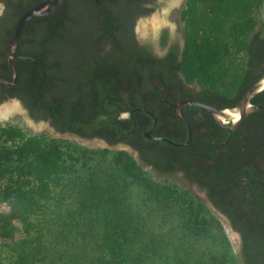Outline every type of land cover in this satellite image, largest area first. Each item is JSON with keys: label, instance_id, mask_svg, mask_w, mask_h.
Instances as JSON below:
<instances>
[{"label": "trees", "instance_id": "16d2710c", "mask_svg": "<svg viewBox=\"0 0 264 264\" xmlns=\"http://www.w3.org/2000/svg\"><path fill=\"white\" fill-rule=\"evenodd\" d=\"M41 1L0 0V77L6 80H12L5 61L10 35L18 18ZM98 1L102 8L96 0H63L51 13L27 20L13 60L17 80L13 85L0 82V102L16 98L32 119L47 121L58 133L129 146L159 174H180L239 234L241 264H264V109L230 131L215 124L204 109L184 105L188 140L187 127L171 106L181 99L234 106L264 74V23L256 18L263 0H185L180 11L183 44L168 42L163 30L161 55L138 42L134 30L137 19L154 10L156 0ZM232 51L243 52L245 61L243 70L234 74L231 94L191 86L213 77ZM252 103H264V92ZM149 130L156 139L144 136ZM0 131V203L8 208L0 211V234L8 239L0 245V264L40 261L41 248L16 237L15 221L22 223L25 235L31 234L37 213H47L41 210L43 204L68 197L74 179H63L73 173H79L73 178L86 189L80 195L81 186L73 195L79 192L77 201L90 202L87 206L93 208L88 233H80L94 244L89 264H143L158 250L139 227L129 236L130 219L121 211L130 208L134 182L155 193L159 206L187 201L142 175L126 150L110 157V166L119 171L102 164L104 160L82 161L78 172L77 157L43 136L27 135L12 125ZM144 205L153 207L147 200ZM201 213L198 204L192 220L195 235L203 227ZM70 247L74 256L86 253L76 243ZM136 247L137 258L132 256ZM1 252L9 253L6 262ZM75 263L81 264L78 259Z\"/></svg>", "mask_w": 264, "mask_h": 264}, {"label": "rangeland", "instance_id": "374dc122", "mask_svg": "<svg viewBox=\"0 0 264 264\" xmlns=\"http://www.w3.org/2000/svg\"><path fill=\"white\" fill-rule=\"evenodd\" d=\"M184 3L185 0H157L154 10L136 21L135 33L138 40L141 43H152L155 51L161 55L164 49L158 46V42L163 30H167L168 41L178 42L182 45L184 25L180 20V11ZM1 12L2 5L0 3V14ZM257 12L255 15L258 22L264 23V0ZM155 16L159 23L152 25L151 20ZM231 53L221 62L219 68L216 67L213 77L200 78L199 82H193L191 86L195 88L202 85L216 87L226 94H231V82L234 74L243 70L245 61L243 52L232 51ZM8 103L14 102L7 99L0 102V107ZM19 103L17 102V109H11L8 112L7 118H0V130L12 125L27 135L43 136L51 144H57L64 151H70L77 157L78 162L75 166L78 172L82 161H97L99 163L106 160L102 164H106L110 168L109 160L112 153L120 149L126 150L136 161L142 175L158 185L176 190L177 194H181L187 199L183 203L180 199L177 203L170 204L169 207H162L156 203L158 196L155 193L141 182H134L132 197L128 201L130 208L121 211L130 219L129 236L132 237L133 228L139 227L140 232L144 233V237L147 236L146 239L149 238V241H152L158 249L148 258L146 256V261L143 264H241L238 257L240 247L238 234L230 227L227 219L205 199L203 192L196 186L188 184L180 174H159L150 166L142 163L137 152L129 146H109L99 139H84L73 134L58 133L46 121L32 119L20 101ZM112 168L119 171V168ZM77 174L79 173H73L63 179L68 182L74 179V182L70 184L72 187L68 186L69 192L66 193L68 197L64 201H54L52 205H50L51 202L43 204L41 210L47 213L43 215L40 214L41 212L37 213V220L33 219L36 229L31 227L29 229L31 234L25 235L22 223L15 221L18 228L16 237L25 238L28 242L30 240L31 248L34 246L41 248V253L37 254L39 255L37 258L40 259L37 264H77L75 263L76 259L81 264H89V255L95 254L92 250L94 244L89 243L88 238L80 236L82 231L88 233V222L93 217V208L87 206L90 202L85 201L82 204L77 201L75 196H78L79 192L73 195L74 191L82 186L80 180L73 178ZM85 190L83 188L80 195ZM56 196L59 197V193ZM146 200L153 207L148 205L145 208ZM198 204L202 208L201 215L204 222L202 229L198 230V235H195L192 231V220ZM7 209L5 204L0 203V211H7ZM35 230L42 231V233L37 234ZM66 236L68 239L65 238ZM86 237H88L87 234ZM41 238L43 241L39 243ZM7 241L8 239L0 234V245ZM72 243H76L77 250L83 249L86 253L79 257L74 256L73 253L70 254L72 248L70 244ZM139 251L140 247H136L132 256L137 258L140 254ZM1 254L5 258L3 261L6 262L9 253L1 252Z\"/></svg>", "mask_w": 264, "mask_h": 264}, {"label": "water", "instance_id": "95a60500", "mask_svg": "<svg viewBox=\"0 0 264 264\" xmlns=\"http://www.w3.org/2000/svg\"><path fill=\"white\" fill-rule=\"evenodd\" d=\"M62 1L63 0H43L28 9L27 11H25L18 18L5 50V61L8 64L12 80H6L0 77L1 83L6 85H13L17 80V70L13 63V60L17 58V55L15 53L17 42L27 20L32 17L43 16L51 13L62 3ZM96 2L101 7L100 2L98 0H96ZM261 92H264V74L243 94L241 100L234 106L217 108L213 105L204 102H199L194 99H181L173 103L171 106L175 116L180 119L182 123H184V125L187 127L189 140L191 138V129L190 123L183 113L184 105H190L204 109L208 112L210 118L215 124L231 131L235 129L247 115L259 109H264V103H252V98ZM10 100H13L14 103H19V101L15 98H12ZM148 113L151 114L150 112ZM144 136L150 140L156 139L155 137L150 136L149 131H146L144 133ZM99 140L105 142L103 139ZM167 141L173 143L169 140Z\"/></svg>", "mask_w": 264, "mask_h": 264}, {"label": "bare ground", "instance_id": "6f19581e", "mask_svg": "<svg viewBox=\"0 0 264 264\" xmlns=\"http://www.w3.org/2000/svg\"><path fill=\"white\" fill-rule=\"evenodd\" d=\"M151 23H152V25L159 23V22H157L156 16L154 18H152ZM17 108H18L17 103H10V104L8 103V104L0 107V118H7V116H9L8 112L11 111V109L15 110Z\"/></svg>", "mask_w": 264, "mask_h": 264}, {"label": "flooded vegetation", "instance_id": "af4514ba", "mask_svg": "<svg viewBox=\"0 0 264 264\" xmlns=\"http://www.w3.org/2000/svg\"><path fill=\"white\" fill-rule=\"evenodd\" d=\"M157 1V0H156ZM1 3V5H2V11H3V8H4V5H3V3L2 2H0ZM1 14H2V12H1ZM0 14V15H1ZM147 16V15H146ZM141 17H144V16H141ZM141 17H139V18H141ZM138 18V19H139ZM137 19V20H138ZM134 30H135V27H134ZM135 35H136V33H135ZM136 39H137V41L138 42H140L139 40H138V38H137V36H136ZM169 42V41H168ZM141 43V42H140ZM159 44H158V46L159 47H161L160 46V38H159V42H158ZM173 43V42H172ZM142 44H145L147 47H149V49L151 50V52L153 53V54H155V55H159L156 51H155V47H154V45L152 44V43H142ZM161 48H163L164 49V51H165V47H161ZM164 53V52H163ZM9 99H12V98H9ZM19 101V100H18ZM3 102V101H2ZM149 132H150V130H149ZM229 223V222H228ZM230 225V224H229ZM231 227V226H230ZM237 233V232H236ZM238 234V233H237ZM238 236H239V234H238ZM239 238H240V236H239Z\"/></svg>", "mask_w": 264, "mask_h": 264}]
</instances>
